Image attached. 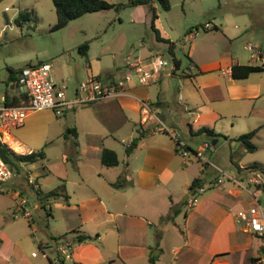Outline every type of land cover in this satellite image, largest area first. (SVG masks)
<instances>
[{"label":"rangeland","instance_id":"obj_1","mask_svg":"<svg viewBox=\"0 0 264 264\" xmlns=\"http://www.w3.org/2000/svg\"><path fill=\"white\" fill-rule=\"evenodd\" d=\"M103 1L114 5V7L85 14L70 21L61 29L52 30L56 22L52 0H0V99L8 89L6 82L10 70H20L29 63L35 64L38 61L51 63L53 67L51 74L56 72L59 76H64L63 100L71 101L74 98L76 84L86 78L85 70L90 72V69L94 71V68L99 67L101 73L97 79L103 83L101 80H104L107 71L114 72L119 67H126L127 59L131 63L139 60L145 64L147 60L143 58H145L144 55L148 48L156 49L157 54L161 55L164 62L160 72V76H163V95L167 101L166 112L160 116V119L166 122V125L164 123L163 125L171 128L180 138L179 129L168 125L171 121L176 123L182 132L186 130V124L189 123L194 130L198 126H204L213 128L217 133L216 137H208L209 139L206 136L198 138L199 141L206 140L205 142L210 145V149L201 152L209 160L208 162L197 161L193 154H188L186 158L190 160V169L195 174H199L198 168L207 166V168H203L204 172L201 177L206 175L207 179L215 181L219 178V173L215 172L211 165L229 175L234 171L229 156V152H232L233 163L238 162L248 166L256 162L260 163L259 166L264 170V126L257 132L253 140V144L257 147L255 153H243L241 144L232 141L255 129L259 124L264 125V71L251 74L246 80L237 81L236 83L242 86L235 90L229 88V94L236 96L248 94L254 87L248 85L259 84V100L234 99L227 101L225 97L223 98V93L222 96L219 95V99L212 100L209 97L211 90L199 89L196 82L199 78L198 71L194 67L192 70L190 69L191 62L196 63L197 66H203L228 57H237L246 62L248 53L242 49L245 42L250 41L257 44L259 41H263L264 43V0H168V10L162 9L157 0H148L147 3L142 4H134L141 0ZM5 8H8L9 11L5 12ZM152 11L157 15L155 26L158 31L162 36L175 43L173 54L180 62L176 78L165 77L173 69L172 56L165 50L163 43L155 40L154 34L150 30ZM20 14L23 15V18L20 19V24H16L14 20ZM206 24L211 27L214 24L218 30L204 31L203 27ZM246 26H248L246 32L243 33ZM2 28H5L3 32ZM223 31L232 35L229 39V46L223 36ZM84 44L88 45V50L86 54H81L78 48ZM87 65L91 66L90 69H86ZM222 71L218 70L211 75L203 76L200 83L215 77L220 81L221 87L229 86L228 76ZM182 72L194 73V79L182 78ZM53 81L56 86H62L55 78ZM131 85H138L134 76H132ZM20 89L24 91L22 87ZM95 102H102V100ZM82 106L84 107V105ZM83 107L81 105H74L73 108L64 107L58 113L51 109L44 110V112H32L27 116L28 118L32 115L24 128L10 130V134L19 131L22 135H29L31 139L27 141L28 145L23 147L22 155L43 151L45 158L31 165L18 166L16 171H12V177L7 182L0 184V264H49L40 250L41 247H45V244L50 243L51 238L64 237L69 246L77 247L75 233L70 232L76 228L78 222L75 205L81 197H86L89 192L76 186L68 187L67 184L66 193L70 197L69 202L68 199L57 198L49 201L46 209L43 210L39 208L28 181L31 180L34 185L37 182L40 190L47 193L59 184L56 176L62 173L64 167L67 168L73 179L78 178L74 172L72 161H68L66 165L62 163V156L67 153L69 148L73 149L70 143L74 142V139L68 137V140H65L60 134L64 131L65 126L74 127L75 122L79 121L80 117L83 118L81 115L88 113L86 110L88 107ZM77 108L82 111L78 117L73 111ZM103 111L93 108L94 115H97L96 112L103 113ZM110 113L109 111L108 114ZM198 113L202 115L204 123L202 119L201 123L195 119ZM37 118H40L39 123L44 121L41 126L50 130L49 136L51 137L49 139H45L42 129L34 135L29 132V125L31 126ZM113 118L110 120L111 126L107 129H111V137L104 135L106 138L103 141L106 148L117 152L119 169H123L128 136L132 134V139H134L138 135L135 126L129 124L124 128L118 127L119 118ZM100 131L102 128H98L97 132ZM160 134L157 133V135ZM187 135V143L194 150L197 149L198 144L196 145L190 140L189 133ZM212 140H217V143L212 145ZM78 141L82 146L85 139L82 138ZM202 141L199 143L200 145L204 143ZM81 151V149L77 150L73 162H76V158H78L84 164H91L92 160L85 161ZM47 172L51 174H47ZM104 173L113 175L115 172L113 170L103 171L101 176H104ZM238 180L242 182L244 189L252 193L255 191L254 185L249 184L247 178L241 176L238 177ZM94 182L98 184V194L103 199L106 198V193L111 191L110 188L102 180ZM255 197L258 203L264 207V186L263 191ZM21 199L28 203L26 210L30 213V218H26L22 212L16 211ZM189 209L190 207L186 205L181 206V213L177 216L178 226L171 228L172 231L182 232L183 217L186 210ZM163 226L153 225L150 230L151 235L154 236L155 228L159 232ZM78 229L80 234L89 236L90 240L88 241L91 246L102 248V242H105L104 244L109 248L114 245V241L109 239L107 231H99L102 237L95 239L97 233L90 223L82 224ZM152 238L151 246L158 247L159 245L163 250L161 255L155 256L154 264H167L171 255L166 250V237L155 242L154 237ZM158 250L155 248L151 253L154 254ZM32 253H36V256L33 257ZM44 253L50 257L47 249L44 250ZM91 259L93 261L90 264H104L99 256H94Z\"/></svg>","mask_w":264,"mask_h":264},{"label":"crops","instance_id":"obj_2","mask_svg":"<svg viewBox=\"0 0 264 264\" xmlns=\"http://www.w3.org/2000/svg\"><path fill=\"white\" fill-rule=\"evenodd\" d=\"M247 27L248 26L244 28L243 33L246 32ZM213 28L218 30V27L214 24L212 27L211 25L208 27V29ZM222 33H224L223 36L227 40L226 43L229 46V39L232 35L225 31ZM160 36L163 39H167V37L162 36L161 33ZM190 36L192 35L190 34ZM248 44L260 47L264 52L263 41H259L257 44L246 41L242 49L247 51L246 46ZM157 53L156 49L148 48L146 55H144L145 58L143 59L148 60L152 55H157ZM42 62L44 61H38L35 64L29 63L26 66L37 65ZM250 62L251 60L249 59L248 53L246 62L237 57H228L227 59L224 58L203 66H197L196 63L191 62L190 68L192 70L194 67L198 71L197 75L199 78H196L198 87L201 90H211L209 97L212 100L219 99L218 97L222 96L223 93V98L225 97L227 101L234 99L257 101L260 98L259 84L248 85L250 87L254 86L248 94H239L236 96H231L229 94V88L235 90L242 86L236 83L240 80L231 78L232 65H257V63L251 62L253 63L251 64ZM90 67V65L89 67L87 65L86 69H90ZM52 69L53 67L51 64L50 73H52ZM218 70H223L222 73L228 76L229 86L221 87L220 81L215 77L200 83L203 76L207 74L211 75ZM85 71L86 80L91 76H96L97 78L101 73L99 67L94 68V71L91 69L90 72L88 70ZM114 72L107 71L104 80L101 81L104 84H111L128 73L129 68L128 66L119 67ZM165 77L176 78L177 73L174 75H171V73L166 74ZM181 77L189 80L194 79V73H181ZM51 78H55L59 84H64V76H59L56 72L51 74ZM162 78L163 76L159 75V77L148 86L130 84L127 94L115 100H102V102H95L87 106L84 105V107H88L86 108L88 113H83L81 115L83 118L80 117L79 121L75 122L74 127L65 126L64 131L60 134L65 140H68V137L74 139V142L70 139V142H72L70 145L72 144L73 149L69 148L67 153L62 156V163L66 165L68 161H72L74 172L77 174L78 178L73 179L67 168L64 167L62 173L56 176L59 184L55 188L63 185L66 192V186L68 184V187L76 186L84 188L83 190H86L89 194H87L86 197H81L75 205L78 212V222L76 228L72 229L70 232L75 233L74 238L78 242V245L77 247L69 246L71 249V260L62 259L57 252V244L59 242H67L64 237L51 238L50 243L45 244V249H47L50 254V257L46 255L49 264H90L93 261L91 258L94 256H99L104 264H150V258H154L155 262V256L161 255L163 252L159 245L158 247L151 246L153 242L152 237H154V242L158 239L162 240V237H166V250L171 255L167 264H264V240L257 235L245 232L242 226L235 222V214L238 211H245L259 204L255 196L263 191L264 178L259 172H247L244 170L254 163L258 164L256 162L248 166L236 162L234 164L241 169V172L237 173L234 169V171L229 174L237 179L241 176L247 178V180L254 179L256 183L253 184L255 188L253 193L244 188L241 189L235 186L228 180H225L219 187H207L198 195L195 205L190 207L189 210H186L182 222V232L177 233L176 231H172L171 228L178 226L177 216L181 213V206H187L188 199L196 194L198 190L196 189L195 192L188 191L191 182L195 178H201L202 184L200 187H202L213 183L214 180L207 179L206 175L201 177L204 172L203 168H207V166L199 167V174H195V172L190 169V160L186 158L188 155L182 157L179 150H176L174 140L167 133L158 130L157 121L164 124L166 123L160 119V116L166 112L165 108H167V101L165 100L162 90ZM85 79L76 84L74 98L79 84ZM11 85L8 87L9 90H11ZM19 90L21 89H15L16 92ZM2 99L3 96L0 101ZM140 101H144L148 104L149 111L147 110V113L142 109L139 103ZM81 107L83 106L81 105ZM93 108L104 111L103 113L96 112L97 115H94ZM73 111L76 113L77 117L80 115V112H82L78 108L73 109ZM109 111L111 112L110 114H108ZM31 116L24 121L22 126L14 128L13 130L24 128ZM152 116L157 120H152ZM113 117L119 118L118 127L124 128L132 124V126H135L137 135H140L136 147L130 154L127 155L125 152L126 159L123 162V169H119V161L118 165L114 168L102 167L100 163V156L103 149H110L117 155L115 150L106 148L103 141L107 135H111V129H107L111 126L110 120H112ZM195 119L200 123L201 119L203 123L205 122L200 113L196 115ZM39 121L40 118H37L32 122L31 126L29 125V132L34 135L42 129L45 139H49V137H51L49 136L50 130L45 126H41L44 121L42 123H39ZM168 125L179 129L181 133V138H179L184 142L188 154H193L197 161H200L196 155L197 153L206 157L202 155L201 152L210 149V145L205 142L206 140H198L199 137L206 136L205 134H197L201 128L206 127L198 126V128L194 130L189 123H187L186 130L182 132L176 123L171 121ZM263 126V124H259L255 129H257L258 132ZM98 128H102L103 132H97ZM72 129H74L76 136H73V132H67V130L72 131ZM207 129H211L217 134L213 128ZM9 132L7 135H4L0 141L5 143L16 154L22 155L24 153L22 151L23 147L28 145L26 144L28 143L27 141L31 140L29 135H22L19 131L15 134H10ZM157 133L161 134L157 135ZM187 133H189L190 140L196 145L198 144L197 149L194 150V148L187 143ZM82 138L85 139V142L81 146L78 140ZM131 141H133L132 134L128 136L125 150ZM201 141L202 143L204 142L202 145L199 144ZM211 142L212 145H214V143H217V140H212ZM204 144L208 145L206 150L203 149ZM78 149L82 150L81 152L85 157V161L90 162L92 160L91 164H84L78 158H76V162H73ZM241 151L245 153L243 147ZM242 152H239V154H242ZM229 154L230 162L233 163V153L229 152ZM207 160L209 159L207 158ZM109 170H113L115 173L113 175L111 173H104V176H101L103 171L109 172ZM48 173L51 174L50 172H47V174ZM121 176L128 182V185L119 189L113 188L111 184L116 182ZM96 180H102L111 190L110 193H106V198L104 199L97 192L98 184L94 182ZM38 188L40 189V187ZM67 197L69 202L70 197L68 194ZM179 199L181 200L179 201ZM184 200H186V202H184ZM171 207L179 211L178 214L173 216L170 221H161V219L169 213ZM86 223H90L93 230L97 233L95 239H100L102 237L99 231H107L109 233V239L114 241L112 248L107 247L104 244L105 242H102V248L91 246L88 240L79 242L77 239L78 236L89 237L80 234L78 229V227ZM155 224L164 226L159 232L157 228H155L154 236H152L150 230ZM66 244H68V242ZM155 248L159 250L152 254L151 252Z\"/></svg>","mask_w":264,"mask_h":264},{"label":"built area","instance_id":"obj_3","mask_svg":"<svg viewBox=\"0 0 264 264\" xmlns=\"http://www.w3.org/2000/svg\"><path fill=\"white\" fill-rule=\"evenodd\" d=\"M5 12L9 11L8 8L4 9ZM8 26V25H7ZM209 27L208 24L205 25ZM5 28H2L3 32ZM246 49L249 53V59L253 63L264 67V52L253 44H248ZM126 65L129 72L124 74L119 79L111 84L101 83L96 77H89L83 84H81L77 91L75 98L72 101L63 100L64 85L56 86L51 78V65L47 62H42L33 66H26L20 70L18 75L17 84L24 89L27 100L21 106H7L0 101V139L7 135L11 129L20 127L24 124L25 119L32 112H39L43 110H53L58 113L64 107L73 108L74 105H86L98 100L117 99L127 94L129 85L132 82V76L135 77L136 83L140 86H148L159 77L163 69L164 62L161 55L157 54L143 64L141 61L136 60L129 62L127 59ZM191 69V68H190ZM145 113L149 111L148 104L144 101L139 102ZM152 120H157L152 116ZM158 130L167 133L177 145V149L182 157L188 155L186 146L180 140L178 134L173 130L157 121ZM208 148L207 144L203 145V149ZM196 154V153H194ZM200 161L208 162L207 158L196 154ZM211 167L219 173V178L213 183L204 185L198 188L196 194L188 199V207H193L196 199L207 187H219L225 180L232 182L235 186L244 188L242 182L233 175H228L221 171L214 165ZM12 177V170L0 158V184L7 182ZM28 183L34 185L31 180ZM249 184H254V179L248 180ZM34 187H37L34 185ZM247 190V189H246ZM18 197V194L16 195ZM28 203L21 199L16 207L17 212H22L23 216L30 218V213L26 210ZM235 222L242 226L245 232L257 235L264 240V207L256 204L254 207L245 211H238L235 214ZM45 247H41L42 256L46 258L44 253ZM57 252L64 260H71V249L68 244L59 242L57 244ZM36 256V253H32Z\"/></svg>","mask_w":264,"mask_h":264},{"label":"trees","instance_id":"obj_4","mask_svg":"<svg viewBox=\"0 0 264 264\" xmlns=\"http://www.w3.org/2000/svg\"><path fill=\"white\" fill-rule=\"evenodd\" d=\"M148 0L136 1L134 4H142L147 3ZM162 9H169L168 0H157ZM53 7L56 15V22L52 27V30H58L65 27L70 21L75 20L85 14L99 12L107 9H111L114 5L108 4L103 0H52ZM23 18V15L20 14L18 18L14 20L16 24H20V19ZM157 19V15L152 11L151 20H150V30L154 34L155 40L157 42H161L165 45V50L172 56L173 69L171 71V75L176 74L180 69V62L174 57L173 51L175 48V43L163 39L160 36V32L155 27V21ZM204 31H208L209 29L205 26L203 27ZM213 30H217L213 28ZM81 54H86L88 50V45L84 44L78 48ZM40 64V63H39ZM21 70V69H20ZM20 70H10L9 77L6 82V85L9 87L11 84V90L9 88L3 94V103L7 106H21L26 100V94L19 90L15 91L16 88L20 89V86L17 84L18 75ZM264 71V67L259 65H238L234 64L231 67V78L234 80H244L250 74L259 73ZM184 74V72H182ZM67 132H73V136H76L74 129L67 130ZM257 129L248 131L239 137L233 139L232 141L239 142L244 149L245 153H254L256 151V146L253 144L252 140L255 137ZM197 134H205L207 137H216L217 135L211 129L201 128ZM140 138V135L133 139L131 143L126 148V154H130V152L136 147L137 142ZM176 150H177V145ZM188 149V148H187ZM178 151V150H177ZM194 153V151H192ZM0 158L4 161V163L12 170L16 171L18 166L20 165H31L38 161H41L45 158L43 151L39 152H31L29 154L20 155L16 154L12 151L5 143L0 141ZM100 163L102 167L105 168H114L118 165L117 155L114 151L110 149H103L100 156ZM234 169L237 173L241 172V169L234 163H232ZM247 172H259L261 176L264 178V170L258 164H252L244 169ZM202 184L201 178H195L188 187V191H196ZM128 185V182L121 176L117 179L116 182L112 183L111 186L115 189L123 188ZM32 191L34 193L35 200L39 206V208L45 210L49 201L63 198L67 200V195L65 192V188L63 185L58 186L52 191L47 193H43L40 191L38 187L32 186ZM193 192V193H194ZM179 211H176L174 207L170 208L169 213L161 219V221H170L173 216H176ZM79 242H84L86 240H90L89 237L78 236ZM221 256V255H219ZM150 264H154V258L149 259Z\"/></svg>","mask_w":264,"mask_h":264},{"label":"bare ground","instance_id":"obj_5","mask_svg":"<svg viewBox=\"0 0 264 264\" xmlns=\"http://www.w3.org/2000/svg\"><path fill=\"white\" fill-rule=\"evenodd\" d=\"M21 151V150H20ZM18 152H19V150H18Z\"/></svg>","mask_w":264,"mask_h":264}]
</instances>
